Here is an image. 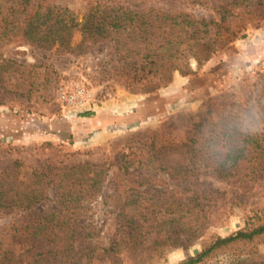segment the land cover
<instances>
[{"label": "trees", "instance_id": "16d2710c", "mask_svg": "<svg viewBox=\"0 0 264 264\" xmlns=\"http://www.w3.org/2000/svg\"><path fill=\"white\" fill-rule=\"evenodd\" d=\"M219 14L218 21L206 20L187 10H167L143 0H94L79 17L68 6L48 0H0V58L2 47L14 41L59 54L108 41L123 70L140 71L142 77H157L164 84L180 70L178 60L187 61L189 55L201 59L196 47L206 44L201 40L211 24L214 37L209 40L222 45L244 36L247 24L264 21V0H223ZM76 31L81 34L77 45L73 44ZM222 119L211 114L199 120L190 116L185 137L174 143L180 154L176 162L170 160V148L157 147L154 137L137 146L139 153L128 154L131 166H146L141 172H130L132 186L126 194L103 197L105 202L114 198L128 228L106 247L97 244L96 226L80 221L100 189L95 182L94 191H87L93 180L87 170L90 164L58 170L16 160L11 171L0 173V212L19 216L15 222L23 224L13 232L25 249L18 254L5 249L0 252V264H97L107 259L110 264H158L168 249L200 243L199 252L175 263L199 264L238 243L264 242V220L226 236L209 235L205 215L200 214L208 193L215 190L201 188L202 176L243 186L264 178V136L243 126L235 114ZM147 146L151 150H145ZM52 200L57 209L38 210ZM246 203L237 198L233 205ZM38 238L50 242L49 248L35 252ZM121 247L126 250L122 256L118 254ZM225 264H264V252L252 250Z\"/></svg>", "mask_w": 264, "mask_h": 264}, {"label": "rangeland", "instance_id": "374dc122", "mask_svg": "<svg viewBox=\"0 0 264 264\" xmlns=\"http://www.w3.org/2000/svg\"><path fill=\"white\" fill-rule=\"evenodd\" d=\"M48 1L68 6L81 17L94 0ZM143 1L167 10H187L197 18L215 21L220 18L219 7L223 2ZM209 28L211 31L204 33L206 37L201 40L206 44L196 47L201 59L189 55L187 61L185 58L178 60L180 70H176L172 80L164 84L157 77H142L140 71L123 70V64L108 41L86 43L64 54L25 42L5 44L0 58V173L11 171L16 160L25 161L32 167H58V170L63 166L90 164L87 170L93 180L87 191H94L95 182L100 189L96 200L87 204L80 221L96 226V241L102 247L109 246L115 238L120 239L124 231H128L127 223L121 219L114 198L109 197L105 202L103 197L126 194L132 186L130 172H141L145 168V164L131 166L128 159L131 152L139 153L137 146L142 141L148 143L154 137L157 147L166 144L170 148V160L176 162L180 154L174 149V143L185 137L189 117L199 120L205 114L214 115L217 120L221 118L220 122H223L222 116L235 114L245 127V116L255 114L249 129L264 136V21L258 25L254 22L247 24L244 36L222 45L219 41L213 43L209 40L214 37L212 24ZM80 42L81 34L76 31L73 44ZM177 78L187 81L178 86ZM78 85H84L91 93L95 105L106 100L117 101L129 92L144 94L146 118L139 124L124 125L104 142L74 147L68 134L63 137L66 142L58 137V133L68 132L63 124L67 118L65 114L71 110L61 101L58 91L61 86L74 89ZM73 110L77 112V109ZM78 111L84 113L91 109ZM213 124L218 128L217 123ZM46 142L52 145H46ZM145 150L151 148L147 146ZM201 181L205 183L202 189L212 186L215 189L208 193L205 209L200 213L205 215L209 235L226 236L264 220V178L246 186L214 176H202ZM179 192L178 196L181 195ZM237 198L245 200L247 205H233ZM56 207L52 200L39 205L38 210L49 212ZM18 219L19 216L0 212V252L13 249L18 254L25 249L13 232L15 227L23 224L15 222ZM49 246L50 242L38 238L34 251H43ZM201 247L200 243L185 248L172 247L158 264H175L196 254ZM252 250L264 252V242L238 243L199 264H225ZM125 251V247H121L118 254L122 256ZM97 264H110V260H101Z\"/></svg>", "mask_w": 264, "mask_h": 264}, {"label": "crops", "instance_id": "0c3cea01", "mask_svg": "<svg viewBox=\"0 0 264 264\" xmlns=\"http://www.w3.org/2000/svg\"><path fill=\"white\" fill-rule=\"evenodd\" d=\"M186 81L177 78L176 85L180 86ZM145 99L144 94L129 92L123 94L117 101L106 100L94 104L91 111H88L91 112L89 115L78 110L77 112L69 110L65 114L67 118L63 124L68 132H60L58 137L66 142L63 137L68 134L74 147H85L104 142L124 125L139 124L146 118L143 108L146 105Z\"/></svg>", "mask_w": 264, "mask_h": 264}, {"label": "built area", "instance_id": "2783aa9c", "mask_svg": "<svg viewBox=\"0 0 264 264\" xmlns=\"http://www.w3.org/2000/svg\"><path fill=\"white\" fill-rule=\"evenodd\" d=\"M59 97L71 110L73 109H92L93 102L91 93L85 88L84 85H78L74 89H68L61 86L59 88Z\"/></svg>", "mask_w": 264, "mask_h": 264}, {"label": "clouds", "instance_id": "9594fccd", "mask_svg": "<svg viewBox=\"0 0 264 264\" xmlns=\"http://www.w3.org/2000/svg\"><path fill=\"white\" fill-rule=\"evenodd\" d=\"M254 116L255 114H253L252 116H245V120H246V127L250 128L252 123L254 122Z\"/></svg>", "mask_w": 264, "mask_h": 264}]
</instances>
